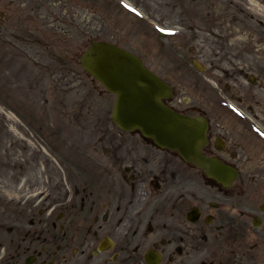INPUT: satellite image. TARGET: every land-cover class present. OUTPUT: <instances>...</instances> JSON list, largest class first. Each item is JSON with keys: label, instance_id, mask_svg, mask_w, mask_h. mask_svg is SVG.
Listing matches in <instances>:
<instances>
[{"label": "rangeland", "instance_id": "374dc122", "mask_svg": "<svg viewBox=\"0 0 264 264\" xmlns=\"http://www.w3.org/2000/svg\"><path fill=\"white\" fill-rule=\"evenodd\" d=\"M96 41L178 80L216 129L235 126L238 105L264 139V0H0V260L11 237L29 245L47 229L55 201L71 213L100 190L92 167L129 138L111 121L115 97L81 68Z\"/></svg>", "mask_w": 264, "mask_h": 264}, {"label": "flooded vegetation", "instance_id": "af4514ba", "mask_svg": "<svg viewBox=\"0 0 264 264\" xmlns=\"http://www.w3.org/2000/svg\"><path fill=\"white\" fill-rule=\"evenodd\" d=\"M204 79L196 88L206 91ZM164 81L173 87L175 110L207 119L204 154L237 170L232 185L124 134L129 138L107 144L106 164L92 167L108 178L100 190H88L71 213L55 201L56 219L32 230L29 245L11 237L0 264H264V139L251 131L254 119L233 117L236 133L216 129L205 104L184 97L178 80Z\"/></svg>", "mask_w": 264, "mask_h": 264}, {"label": "water", "instance_id": "95a60500", "mask_svg": "<svg viewBox=\"0 0 264 264\" xmlns=\"http://www.w3.org/2000/svg\"><path fill=\"white\" fill-rule=\"evenodd\" d=\"M82 69L115 95L111 118L118 128L139 132L155 146L175 151L206 175L229 185L237 173L202 154L207 144V124L168 107L172 89L149 71L134 54L108 42H93L83 53Z\"/></svg>", "mask_w": 264, "mask_h": 264}]
</instances>
